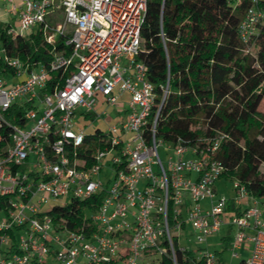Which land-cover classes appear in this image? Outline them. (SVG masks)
Instances as JSON below:
<instances>
[{
	"label": "built area",
	"instance_id": "1",
	"mask_svg": "<svg viewBox=\"0 0 264 264\" xmlns=\"http://www.w3.org/2000/svg\"><path fill=\"white\" fill-rule=\"evenodd\" d=\"M148 1L0 0L17 18V27H0L14 44L0 43V128L11 129L0 157V264H45L49 254L61 264H141L165 255L176 262L175 243L191 250L172 230L187 222L199 245L229 224L234 258L251 244L244 264H264V203L239 180L231 182L230 198L216 191L225 171L217 158L221 140L195 145L157 135L170 82L157 88L141 59ZM252 1L238 29L247 53L264 25V8ZM101 105L122 119L87 134L77 117L108 116L97 113ZM13 107L20 115L9 119ZM163 146L172 151L166 162ZM105 169L113 174L106 182ZM63 198H70L61 206L69 213L57 206L41 212ZM81 202L88 204L79 224L70 207ZM16 231L25 234L17 240ZM195 253L198 263L224 264L215 253Z\"/></svg>",
	"mask_w": 264,
	"mask_h": 264
},
{
	"label": "trees",
	"instance_id": "2",
	"mask_svg": "<svg viewBox=\"0 0 264 264\" xmlns=\"http://www.w3.org/2000/svg\"><path fill=\"white\" fill-rule=\"evenodd\" d=\"M252 6V0H149L141 59L157 88L170 82L158 137L169 142L183 138L195 145L200 138L220 139L217 158L225 167L221 179L239 180L264 203V112L259 114L264 101V25L252 53L246 52L238 34ZM258 6L264 8V0ZM2 42L14 47L0 31ZM36 46L42 56L47 53L39 43ZM14 114L20 115L16 107L7 117ZM10 136L8 126L0 128V157L10 146ZM87 204L70 207L79 224ZM61 210L70 212L55 208ZM175 250L176 262L165 255L154 264H203L196 262V253L183 252L177 243Z\"/></svg>",
	"mask_w": 264,
	"mask_h": 264
},
{
	"label": "rangeland",
	"instance_id": "3",
	"mask_svg": "<svg viewBox=\"0 0 264 264\" xmlns=\"http://www.w3.org/2000/svg\"><path fill=\"white\" fill-rule=\"evenodd\" d=\"M9 24L14 26V27H17V18H15L11 14L6 13L5 5H3V3H1L0 4V27L6 26ZM17 30L20 31L19 28ZM31 33H32L31 30L24 32L25 35H29ZM128 98L129 97L127 95L123 96L121 99V102H125ZM104 111H107L108 116H103V117H96L95 116V117H90L88 119H85L82 116L77 117V120H76L77 125L79 127H81L82 129H84L87 134H92L98 129L102 130L103 132H106L110 127L118 124L120 122V120L122 119V117H120V115L117 114L115 108H113V107H108L107 105H101L100 107L97 108L98 114H101ZM263 112H264V101H263L262 105L260 106L259 114L261 115ZM190 127H192L193 130L199 129V127L194 126L192 124H190ZM159 153H160L162 160L164 162H166L167 158L172 153V151H169L166 146H163L160 148ZM109 160H110V157L107 158L106 162L108 163ZM35 161H36L35 156H32L31 162L33 163ZM27 168H28L27 165H25V166L20 168V171L27 170ZM101 178L105 182L107 181V179H113L112 170L105 169L101 174ZM194 179H196V175L194 176ZM221 181H224L223 184L225 183L226 187L223 188L222 182H219L217 184V189L219 190V195L221 196V193H224L225 195H231V192H232L231 181L228 179H225V178L221 179ZM69 202H70V198L51 200L50 202H48L47 204H45L42 207L41 212L42 213L50 212L54 207L64 206V205L68 204ZM207 203L208 202H206V201L203 202V206L206 207L208 205ZM4 218H5V213L0 211V222ZM225 232L226 231L223 230L219 236H221ZM15 234H16L17 240H19L20 236L25 234V232L24 231H16ZM172 234H173V236L178 237L179 244L181 247L190 248L191 251H194V252H196L198 249L207 250V251L212 252V253H214L215 251H220V252L225 251L224 255H225V260H226L227 264H239V261L234 259L233 252L231 249H229L227 246H224V244H222L218 241L216 243L215 235H214V237L213 236L208 237L207 243L210 244L209 246H207L206 244H203V245L200 244L199 245L197 243L194 230L192 229L191 224L188 222L186 223L185 229L172 230ZM219 236H217V237H219ZM214 244H216V245H214ZM52 252H54V251H52ZM157 262L158 261H144L141 264H154ZM44 263L45 264H61L55 259L53 254L47 255L44 258Z\"/></svg>",
	"mask_w": 264,
	"mask_h": 264
},
{
	"label": "crops",
	"instance_id": "4",
	"mask_svg": "<svg viewBox=\"0 0 264 264\" xmlns=\"http://www.w3.org/2000/svg\"><path fill=\"white\" fill-rule=\"evenodd\" d=\"M219 182H222V184H223V182L224 181H221V180H219L217 183H216V185H215V188H216V191H217V193H218V195H219V190L217 189V184L219 183ZM223 186V188H225L226 186H225V183L222 185ZM221 195H225L224 193H221ZM232 192H231V195H225V196H227V197H232ZM206 202H208L207 204H209V201H206ZM251 203V201L249 202V201H246L245 202V204H250ZM208 206V205H207ZM233 214V212H229V213H227L226 215H225V218H226V220L228 221L229 220V218H230V216ZM223 230H225L226 232L225 233H223L221 236H219L221 233H222V231ZM248 233L249 234H253L254 232L253 231H251V230H249L248 231ZM234 234H235V228H233V227H231L229 224H226L223 228H222V230L218 233V234H216L215 235V238H216V243H217V241L218 242H220V243H222V244H224V246H227L229 249H231V245H232V241H233V239H234ZM217 236H219V237H217ZM213 237H214V235H213ZM218 238V239H217ZM208 240V239H207ZM208 242V241H207ZM205 243L207 246H209L210 244L209 243ZM214 245H216V244H214ZM191 250V249H190ZM199 250V249H198ZM194 252V251H193ZM224 252L225 251H222V252H220V251H215L214 253L217 255V254H220L218 257H219V259L224 263V264H227V262H226V260H225V255H224ZM238 252H239V258H234V259H236V260H238L239 261V264H244V261L251 255V252H252V245L251 244H247V245H243L239 250H238ZM195 253V252H194ZM197 255V254H196Z\"/></svg>",
	"mask_w": 264,
	"mask_h": 264
}]
</instances>
